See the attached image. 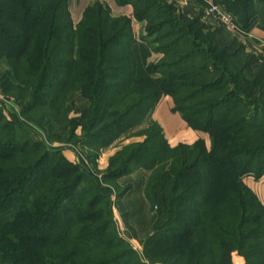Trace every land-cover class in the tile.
Returning a JSON list of instances; mask_svg holds the SVG:
<instances>
[{"label":"trees","instance_id":"obj_1","mask_svg":"<svg viewBox=\"0 0 264 264\" xmlns=\"http://www.w3.org/2000/svg\"><path fill=\"white\" fill-rule=\"evenodd\" d=\"M113 1L130 5L131 15H113L109 6L94 1L74 24L69 0H0V64L7 68L0 72L3 93L20 105L23 116L34 114L50 131L58 115L67 118L69 95L80 91L89 102L80 128L89 134L83 143L90 147L107 146L142 123L163 96L170 97L174 112L209 136V148L202 140L170 147L151 122L145 142L104 175L109 180L131 165L148 169L156 162L159 167L157 157L164 152L176 163L169 166L172 187L163 199L164 224L147 240L146 254L168 243L195 247L184 264H230L232 251L245 264H264V205L243 182L247 174L257 181L264 175V111L227 80L228 70L236 74L229 55L220 56L226 51L218 48L225 32L217 28L206 43L165 0ZM220 4L240 27L254 19L264 27V0ZM133 21L145 22L138 42L161 54L156 63H147L150 77L143 80L135 75ZM219 34L222 39L215 43L213 35ZM78 128L73 125L66 137L52 140L76 142ZM154 139L159 146L148 144ZM146 149L156 151L152 162L141 159ZM75 167L62 151L6 120L0 107V264H144L117 236L110 211L89 210L107 195L95 180L80 189ZM214 247L219 251L212 256L199 250L211 253Z\"/></svg>","mask_w":264,"mask_h":264},{"label":"rangeland","instance_id":"obj_2","mask_svg":"<svg viewBox=\"0 0 264 264\" xmlns=\"http://www.w3.org/2000/svg\"><path fill=\"white\" fill-rule=\"evenodd\" d=\"M165 1L172 6L177 15L182 16L187 22H192L191 31H197L199 37L203 35L202 40L204 42L211 43L209 41L212 38V31L217 28L225 32L224 42H222V46L218 45V48H224L226 51L220 56L223 60L229 55V61L232 64L230 65L233 66L236 74L232 76L228 70L230 75L227 76V80L232 84V87L238 85L245 90L246 98L254 99L259 104L260 112H263L264 52L253 44L248 36L243 34L242 29L245 28L239 26L234 15L224 10L223 5L221 6L220 4L222 0ZM222 15L229 16V21L235 24L234 29L222 20ZM72 20L74 24L79 21L76 18ZM139 24L140 28H137V23L133 27V34H135L137 41L141 40L145 22ZM213 39L217 43L222 39V35H213ZM160 57L161 54L152 53L149 62H152V64L156 63ZM5 70H7L6 66L1 63L0 72ZM236 101L238 102L237 99ZM66 103L67 118L64 120L61 115H58V122H55L49 131L45 126L43 127L39 124L38 120L34 118V114L23 116L20 105L13 98L5 95L0 87V107L6 120L13 121L25 128L29 131L30 137L37 142L46 143L51 150L62 151L65 158L76 166V174L78 175L79 173V176H81L80 189L88 187L86 184L92 180L99 181L103 189L101 191L104 195H107V198L97 200L96 204L90 207L89 210L98 208L100 211H104V209L110 211L114 219L112 228L116 229L117 236L128 244L129 249L134 251L137 257H140L142 263L171 264L175 261V264H177L183 259L184 262L179 264H184V259L187 256L196 254L197 251L194 246L187 248V246L183 245L164 243L159 246H153L150 250L152 252L151 255L145 252L147 240L155 236L164 224L163 199L170 195L172 187L170 182L172 174L169 166L176 165V163L171 161L168 152H164L165 154L161 156L158 155V160H162L159 167L156 162H154L153 168L148 169L131 165L123 174L115 175L108 180L104 178V175L108 172L110 166L112 167L113 165L118 169L122 161L127 159V154L132 150L131 148L136 144L145 142L148 136L146 133L148 125H145V123L135 125L121 134V136L112 140L107 146L90 147L83 143L89 137V134L83 133L80 128L81 121L87 117L89 102L81 95L80 91H76V93L69 95ZM239 103L242 104V102ZM263 118L264 115L262 116ZM73 125L80 128L77 129L76 142L52 140L53 137H66ZM260 132V134L264 135L263 129ZM252 137L254 136L252 135ZM258 137L259 134L256 138ZM260 139L258 138L257 142H260ZM159 142V139H154L148 144L156 143L159 146ZM153 154H156L155 149H146L142 153L141 159H145L147 156L149 161H151L152 158L150 156ZM243 179L247 182L257 181L252 174H247ZM219 188L221 187L217 185L216 192L218 191V193L220 192ZM192 241L196 243L197 239L193 238ZM199 250L206 253L207 256L215 255L219 251L215 247L211 253L205 248H200ZM230 264H245V259L238 251H232Z\"/></svg>","mask_w":264,"mask_h":264},{"label":"crops","instance_id":"obj_3","mask_svg":"<svg viewBox=\"0 0 264 264\" xmlns=\"http://www.w3.org/2000/svg\"><path fill=\"white\" fill-rule=\"evenodd\" d=\"M94 1H100L109 6L113 15L130 16L132 13L130 5L119 7L113 0H69L71 18L78 20L83 9ZM136 23L138 24L137 28H140V24L136 21H133L132 28L135 27L134 24ZM242 31L253 44L257 45L264 52V27L256 19L252 20L250 25L242 29ZM131 51H133L135 59L136 78L139 80L149 78L146 65L152 57V52L138 41L132 45ZM151 122H156L160 126L170 147L178 146V144L192 145L197 140H202L207 149L210 146L209 136L206 133L193 130L178 112H174L173 101L168 96H163L160 99V102L144 117L142 123L149 125ZM243 182L256 194L262 205H264V175L258 181L247 182L243 179Z\"/></svg>","mask_w":264,"mask_h":264},{"label":"built area","instance_id":"obj_4","mask_svg":"<svg viewBox=\"0 0 264 264\" xmlns=\"http://www.w3.org/2000/svg\"><path fill=\"white\" fill-rule=\"evenodd\" d=\"M224 15H225V14H224ZM227 17H228V18H227ZM227 17H226V16H223V15L221 16L222 20H223L224 22H226L228 26H230V27H232V28L234 29V28H235V24H234V22H230V21H229V19H230L229 16H227Z\"/></svg>","mask_w":264,"mask_h":264}]
</instances>
